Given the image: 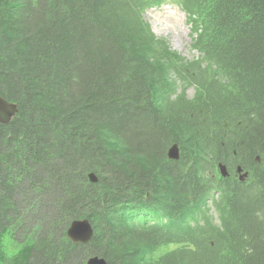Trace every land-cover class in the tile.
Segmentation results:
<instances>
[{
    "label": "trees",
    "instance_id": "obj_1",
    "mask_svg": "<svg viewBox=\"0 0 264 264\" xmlns=\"http://www.w3.org/2000/svg\"><path fill=\"white\" fill-rule=\"evenodd\" d=\"M0 96V264H264V0H0Z\"/></svg>",
    "mask_w": 264,
    "mask_h": 264
},
{
    "label": "rangeland",
    "instance_id": "obj_2",
    "mask_svg": "<svg viewBox=\"0 0 264 264\" xmlns=\"http://www.w3.org/2000/svg\"><path fill=\"white\" fill-rule=\"evenodd\" d=\"M144 20L149 24L152 32L167 41L170 48L186 58L192 60L198 56L192 48V30L185 12L175 3L165 1L148 8L143 13ZM193 90H188L191 96Z\"/></svg>",
    "mask_w": 264,
    "mask_h": 264
},
{
    "label": "water",
    "instance_id": "obj_3",
    "mask_svg": "<svg viewBox=\"0 0 264 264\" xmlns=\"http://www.w3.org/2000/svg\"><path fill=\"white\" fill-rule=\"evenodd\" d=\"M17 112L15 104L6 101L0 96V123L6 124L11 121ZM169 159L177 160L179 158V148L176 144L169 147L167 151ZM259 161V158H257ZM218 170L222 177L228 176L226 167L222 164H218ZM236 173L238 174L239 181L243 182L248 176L247 172H242L240 167H237ZM91 183H96L97 178L93 173L88 175ZM93 231L91 225L87 219H77L70 223L66 231V236L74 243L85 244L92 238ZM86 264H108L103 258L94 256L87 259Z\"/></svg>",
    "mask_w": 264,
    "mask_h": 264
}]
</instances>
